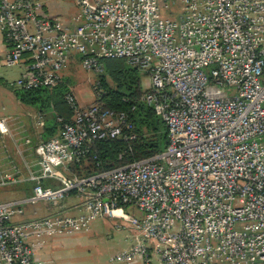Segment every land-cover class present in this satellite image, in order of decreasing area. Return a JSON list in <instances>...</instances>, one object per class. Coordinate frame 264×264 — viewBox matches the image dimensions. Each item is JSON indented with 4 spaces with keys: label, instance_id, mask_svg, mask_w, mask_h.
<instances>
[{
    "label": "built area",
    "instance_id": "2783aa9c",
    "mask_svg": "<svg viewBox=\"0 0 264 264\" xmlns=\"http://www.w3.org/2000/svg\"><path fill=\"white\" fill-rule=\"evenodd\" d=\"M67 1L75 28L33 0H0L5 64L23 69L15 86L52 89L76 61L99 75L102 60L125 58L147 76L141 100L165 122L168 142L148 158L70 176L68 165L94 141L136 137L127 114L85 107L70 91L71 119L57 117L50 139L35 136L37 168L26 167L33 194L0 200V264H43L36 239L128 208L139 212L130 220L142 237L112 263L148 264L154 244L161 264H264V0ZM9 134L0 118V136ZM14 181L0 170V186ZM72 191L82 197L77 215L13 221L25 204Z\"/></svg>",
    "mask_w": 264,
    "mask_h": 264
},
{
    "label": "trees",
    "instance_id": "16d2710c",
    "mask_svg": "<svg viewBox=\"0 0 264 264\" xmlns=\"http://www.w3.org/2000/svg\"><path fill=\"white\" fill-rule=\"evenodd\" d=\"M101 62L103 72L97 76L94 104L127 114L136 137L133 140H100L89 144L80 160L68 165L70 176L78 178L148 158L162 152L168 142L165 122L151 105L141 100L145 93L141 82L142 71L125 58H110ZM69 83V78L64 77L52 89L39 87L15 90L22 104L35 107L43 114L40 128L43 140L60 132L61 123L57 117L68 121L73 115V109L65 100L66 94L70 92ZM75 194L72 191L69 196Z\"/></svg>",
    "mask_w": 264,
    "mask_h": 264
},
{
    "label": "crops",
    "instance_id": "0c3cea01",
    "mask_svg": "<svg viewBox=\"0 0 264 264\" xmlns=\"http://www.w3.org/2000/svg\"><path fill=\"white\" fill-rule=\"evenodd\" d=\"M42 4L43 9L50 13L53 16H58L61 21L68 26L69 28H73V16L77 13V8L75 5L67 0H33ZM9 53V47L5 42V37L3 31L0 30V118H5L7 120L8 128L10 130V134L8 136L1 137L0 136V170L3 173L10 174L12 178L15 180L13 183L3 186L2 191L0 192V200L1 201H16L26 198V191L23 190V185L25 182H29L27 180L28 173H24V170L27 172L28 165L25 163V167L19 166L17 162L14 160L13 154V144L17 143L15 137L20 136L24 126V121H22L21 116H19L20 107L28 106L22 104L18 97L15 95V90L18 88L15 86L16 81L23 76V69L19 66H9L5 64V58ZM13 67H18L19 76L15 80L14 77H10L9 73L13 71ZM30 107V106H29ZM27 113L31 115V110ZM38 111L35 112V116L31 120L33 123L31 125L32 134L35 136L40 133V126L37 124V115ZM35 125V126H34ZM36 132V133H35ZM29 139L28 137L25 139ZM26 144V143H25ZM31 154L32 147L30 145ZM34 157V156H33ZM26 159V158H24ZM26 162V161H25ZM36 162V161H35ZM26 168V169H25ZM22 175L20 172H22ZM20 175V176H19ZM32 183V189H33ZM4 187H16L13 190H7ZM50 208L54 207L56 203L48 202ZM51 204V205H50ZM35 205V204H30ZM32 206V208H33ZM62 206V205H60ZM68 207V206H67ZM66 207V208H67ZM64 206L62 207V212L60 214H67L65 212L68 211ZM66 209V210H65ZM43 210V209H42ZM79 210V206L75 208L76 211ZM134 210V209H133ZM41 208H33L32 211H25V215L20 217L19 219H33L34 217H38L37 214H40ZM130 212L124 211V215H121V212H114L113 216H105L102 217L105 221L111 223V219H116L114 227L117 230H129L124 238H119L117 244H115L116 248L114 253L110 254L107 258L102 254H97L95 249H89L94 239L88 238L86 232L89 230H77L72 234H64L58 237H50L44 236L35 240L36 242V258L41 261L43 264H145L141 258H133L131 260L112 263L110 260L113 256L128 251L133 245L136 243L137 238H141L142 234L135 229L131 225V220L134 217H140L138 212ZM55 213V212H54ZM44 214L43 217H49L54 215ZM40 217V216H39ZM96 219V218H95ZM92 241V242H91ZM146 244V243H145ZM87 246V248H85ZM148 254H149V263L148 264H161L159 255L156 251V247L154 244L151 246H147Z\"/></svg>",
    "mask_w": 264,
    "mask_h": 264
},
{
    "label": "rangeland",
    "instance_id": "374dc122",
    "mask_svg": "<svg viewBox=\"0 0 264 264\" xmlns=\"http://www.w3.org/2000/svg\"><path fill=\"white\" fill-rule=\"evenodd\" d=\"M75 27H76V25H73V28H75ZM0 70L3 71L4 69L2 68ZM18 72H19L18 67H13V71L10 72L9 75H10V77H14L16 80L19 76ZM141 73H142V78H141L142 79V85H146L148 82V78L146 75H143V72H141ZM64 76L69 78V80H70V83H69L70 91L76 97L79 104L84 105L86 107V106L94 103V96H95L94 86H95V82L97 81L98 74H96L92 71H89V70H85L76 61L74 64H71L66 68V71L64 72ZM28 110H31V115L27 114V113L30 114V112ZM36 111H37V108H35V107H31V106L30 107L29 106L20 107L19 116H21L22 121H24L23 124H24L25 128L23 129L20 136L15 137L17 143L13 144L14 160L17 162V164L19 166H22V167H25V163H26L28 165V167H30L32 170L37 168V165L35 162L36 158L34 155H33L34 157L32 156L31 149H30V145H31V147H33V145H34V139L36 136V135L34 136L32 134V129H31L32 128L31 125L33 123V120H31V119L35 116ZM31 116H32V118H31ZM27 137L30 139V145L25 144V139ZM24 158H26V159H24ZM22 173H23V171L20 172L21 175H22ZM24 173L26 174L27 172L24 170ZM0 188H3V186H0ZM4 188H6L7 190H13V188H16V187H4ZM23 190L26 191V197H30L33 194L32 182L31 181L25 182V184L23 185ZM1 191H2V189H0V192ZM81 200H82V197L80 195H77V196L72 195V196H67V197L56 200L54 202V203H56V205L52 208H50L51 206H49L48 202H43V201L33 203V204H35L34 206L30 205V204H25L24 208H25L26 213H27V211H32L33 208H41V211L39 212L40 214H37L38 215L37 218L41 219V218H43L42 215H44L46 213H48V214H51L54 212H55L54 214L63 213L61 211L62 207L64 206L66 208L68 206L67 207L68 211H71V212H65L67 214H64V215L74 216V215H77L76 213H78L80 211V208H79L78 211L73 213L75 211V208L80 205L79 201H81ZM60 205H62V206H60ZM32 206H33V208H32ZM80 207L83 208L82 206H80ZM126 211H130L133 213L136 210L135 209L133 210V208H128V209H126ZM26 213L24 212V215ZM138 214H139V212H138ZM20 217L21 216H15L13 218V221L18 222V221L26 220V219L20 220L19 219ZM34 218H36V217H34ZM115 222H117L116 219H111V223H110L108 221H105L102 217H97L96 219H93L90 222L89 230L86 232V235L88 238H91L94 240H93V243L88 244V245H91L89 247V249H92V250L95 249V252L97 254H99V255L102 254L106 258L110 254L114 253L115 248H116L115 244H117L118 239L121 237L124 238V236L127 234V232H129V230H127V229L117 230L114 227ZM85 248H87V246Z\"/></svg>",
    "mask_w": 264,
    "mask_h": 264
}]
</instances>
